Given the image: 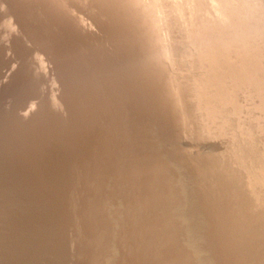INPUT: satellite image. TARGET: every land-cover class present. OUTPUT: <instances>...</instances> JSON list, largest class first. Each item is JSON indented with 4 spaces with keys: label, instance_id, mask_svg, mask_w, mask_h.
Here are the masks:
<instances>
[{
    "label": "rangeland",
    "instance_id": "obj_1",
    "mask_svg": "<svg viewBox=\"0 0 264 264\" xmlns=\"http://www.w3.org/2000/svg\"><path fill=\"white\" fill-rule=\"evenodd\" d=\"M46 1L0 0V68L3 71L0 73V192H3L0 196V199H3L0 200V264H111V258L117 253L132 254V264H144L143 261L152 260L154 251L150 246L155 241L160 244L159 248L162 253L173 249L178 255L179 264H221L222 254L226 250L213 245L211 237L223 236V227L218 231L212 230L213 232H211L209 226L212 225V221L216 219L219 221L226 216V207L214 204L210 211L217 209V212L212 213L205 210L203 199L205 194L201 189L202 183L199 181L198 173L192 171L191 160L184 156L183 152L191 149L201 155L210 154L213 160L225 154L229 158H233L230 156L229 150L226 151L229 132H224L221 137L213 135L200 139L184 132L182 129L184 125L173 122L171 119L174 115L171 101H168L163 107L148 101L149 98L152 100L151 94L148 95L149 98L145 95L148 84L140 81V77L144 80L143 70L140 71V76H137L133 75L130 68L126 70L127 65H125L126 71H119L117 67H113L110 63L112 55L123 54L119 43L108 41L110 28L105 24H97L93 17L83 9L79 10L71 6L72 14L79 21V27L75 34H84L82 38L79 35L75 42L80 45L77 46L70 42L71 38L67 36L68 33L65 30L60 39L64 40L63 55L61 56V53L58 56L52 55L51 50L61 43V41H56V36L62 34V29L59 23H54L50 15L38 7L37 3L42 4ZM163 3L166 5L164 0ZM55 6L56 4H54V8H57ZM131 16L132 19L137 18L138 12H131ZM60 19L64 20V18ZM60 23L64 24L63 21ZM144 25L148 27L146 24ZM149 31L151 34L153 33L150 29ZM86 32L91 35L86 36ZM169 32L171 33L169 37L172 39L183 33L182 28L179 27L171 28ZM40 34H45V36L42 35L36 40V36ZM100 35L103 36L101 40L108 42L107 55L103 58L102 63H99L100 57H97L95 53L96 46L91 42L92 39L95 40ZM118 35L116 34L114 38ZM146 37V39L151 38L150 35ZM130 41L132 42V39ZM145 42L143 40V49L148 47ZM181 43L182 45H177L175 52L180 53L186 47L183 41ZM81 45H88L89 48L85 53L80 54L77 48ZM25 51H29L27 59H23L22 56ZM72 57H75V60L73 64H69L68 72L55 67L56 61L63 63L70 61ZM38 61L46 74V78L41 82L42 95L51 96L61 109L59 120L55 121L56 129L50 130L46 126L47 117L53 111L52 109L44 108L38 114L31 115V112L38 107L37 90L40 89L33 80L30 81L31 71L27 68L34 67ZM100 64H102L101 67ZM9 67L16 69L15 76L4 73ZM23 71L29 72V76L27 75L28 77L25 78L26 73L24 75ZM58 73L63 74V77L59 78ZM17 75L27 81L17 83L19 79ZM124 75H127V78L131 80L133 85L131 88L112 84V81L119 79L123 82L122 76ZM15 77H17L16 85H12L10 82ZM92 80L97 81L96 87L89 90L87 86ZM29 82L33 83L30 85ZM137 84H140V87H137ZM66 85L68 87L65 91ZM242 93L240 92V98L245 111L241 112H243L242 114L246 113V118H242L243 125L244 127L248 126L253 134H256L249 141L247 148L251 146L259 149L264 142V136L257 129L258 124L263 123V120L260 117V123L251 120L253 118L251 116H259V114L257 115V110L250 107L249 100L245 99L246 95L243 93L244 97ZM109 95L112 99L107 109L94 107L91 108V111L78 110L83 101L101 103ZM12 96L14 97L12 98ZM120 98H124L122 102H120ZM189 104L191 105V102ZM109 106L118 108L112 111ZM5 115L7 119L3 118ZM21 115L26 116V119L21 120ZM113 115H117L114 119L120 117L119 123H115L113 120L108 121ZM206 121L207 117L197 115L193 124L195 127H201L205 125ZM77 124H83V127L76 130ZM207 127L204 135L205 133L211 134L215 130L213 125H207ZM8 129L9 131H7ZM235 132L237 133L235 134L236 139H239L238 132ZM175 134H178L175 141L171 143L165 141L166 137ZM123 135L130 138L132 142L130 141L128 144L118 139L116 144L113 143L115 146L111 143L113 137L124 139ZM70 136L74 137L73 143L69 141ZM15 137L16 150L11 151L10 145ZM122 149H124L123 152H126L122 160L116 159L118 163H112L111 160H115L114 155L117 157L116 153H122ZM153 153L160 154L159 157L163 162L161 170L150 169L148 164H143L139 167L140 169L137 168L139 172L135 175L130 176L127 173L134 164L143 160V156H146L149 162ZM12 158L16 159V163L10 165L9 162ZM92 158H96L94 165L91 161ZM207 158L202 157L198 161L201 163V159L206 160ZM178 167L182 168L184 175L178 174ZM4 173L6 177L3 176ZM161 175L169 178L166 195L159 194L156 201L148 207L151 209L149 213L146 210L136 211L137 218L128 227L130 238L125 239L122 231L114 230L115 235L104 240L105 244L110 242L106 245L105 255L98 263L93 261L88 263L86 257L91 253L88 251L82 253L79 248L82 246L86 250L92 246H86L85 242L82 243L79 238L77 239L80 234L78 230H81L78 225L81 211L78 207L85 204L90 205L96 198L100 199L98 208L89 215L93 225L90 228L92 230L95 224L101 226L105 215L113 210L118 211L121 218H125L126 212L129 211L128 203H139L141 198L145 202L144 198H148V195L145 196L142 192L146 180H149L148 184L151 186L149 190L154 195V192L157 191L152 187L156 185L155 183ZM7 176L10 178L8 179ZM95 176L106 181L92 189L90 188L92 185H89L88 182L94 180ZM39 180L41 182L37 184ZM116 182H118L117 188L115 187ZM66 185L71 188L68 187L69 190H66ZM13 186H16V190L19 191L24 201L22 200L16 204V207L11 208L8 203V193ZM125 192L131 193L134 199L124 203L123 207H118L117 200ZM172 195L175 197L168 198ZM64 201H71L74 209L57 214L58 207ZM168 202L172 209L169 213L171 221L162 225L163 214L161 212L169 207ZM175 208L180 215L177 214ZM14 212L16 213L15 223L11 219ZM56 218L63 221L68 227L69 220H73L76 226L74 225V229L71 228L68 231L70 234H66V227L62 222L60 223L61 227L53 224L52 220ZM111 221L108 220L107 223ZM197 222L201 223V226L195 228L194 224ZM56 227H59L58 230L61 231L59 238L53 236L54 231L57 230ZM12 228H16L15 248L12 247L9 236V230H13ZM174 232H177V235L181 233V235L172 242L168 235ZM71 240L74 243L70 250L68 243ZM137 240L144 241V246H138ZM241 251L248 252L242 249ZM232 253L230 252L231 256ZM253 255L251 258L249 257L248 264H259L258 255Z\"/></svg>",
    "mask_w": 264,
    "mask_h": 264
},
{
    "label": "bare ground",
    "instance_id": "obj_2",
    "mask_svg": "<svg viewBox=\"0 0 264 264\" xmlns=\"http://www.w3.org/2000/svg\"><path fill=\"white\" fill-rule=\"evenodd\" d=\"M164 1L166 5H164L163 0H47L42 4H37L41 11L50 15L54 23H59L62 34L56 36V41H61L60 39L65 30H67V36L71 38L70 42L77 46L80 45L75 43L79 35H81L80 38L84 36L82 33L75 34L79 27V21L75 18V15L72 14L71 6L79 10L83 9L87 11V14H90L97 24L107 25L108 28H110L108 41H117L119 47L123 51V54L120 56L116 53L112 55L110 63H112L113 67H117L119 71H126L130 68V70L133 71V75L137 76H140V71L143 70L144 80L140 77V81L142 80L141 83L148 84V90L145 92V95L148 97V95L151 94L153 100L152 101L151 98L148 97V101L155 103L159 107H163L168 101H171V109L174 112L171 119L173 122L183 124L184 127H182V129L184 132L188 133V135L200 139L204 136L213 135L221 137L224 132H229V136H227L228 149L226 151L229 150L230 156L233 158H229L228 155L225 154L213 160V157H211L212 155H201L191 149H187L183 153L184 156L191 160L192 171L198 173L199 181L202 183L201 189H203V193L205 194L203 198L205 210L210 211L214 204H220L226 207V216L219 221H217V219L212 221V225L209 226L211 232L218 231L223 227V236L211 237L213 245L226 250L224 254H222L221 264H248L249 257L251 258L254 256L253 254L258 255L259 264H264V142H262V145L260 144L261 147L259 149H255L251 146L247 148L249 141L256 134H253L248 126L244 127L243 125L242 118H246V113L242 114L245 109L243 108V102L240 98V92L245 93V99L249 100L250 107L257 110V115L259 114V116H251L253 117L251 120L253 122H259V117L263 120V123L259 122L260 124H258L257 130L264 136V0ZM54 4H56L55 7L57 8H54ZM13 10H15V8H13ZM131 12H138L137 18L132 19ZM60 18H64V20ZM61 21H63L64 24H61ZM144 24L149 27L153 32L152 34ZM175 27L182 28L183 33L179 35V37L172 39L169 37V34L171 36L169 30ZM120 29L122 30L119 33ZM116 34L119 35L114 38ZM42 35L43 37L45 36V34H40L36 36V40ZM85 35L90 36L91 34L86 32ZM149 35L151 38L146 39V36ZM101 38H103V36L100 35L98 38H95V40L92 39L91 41L93 42L92 44L96 46L95 53L97 57H100L99 63H102L103 58L107 55L106 47L108 45V42L106 40H101ZM131 39L132 42L130 41ZM143 40L148 44V47L144 49L142 47ZM181 41L186 44V49L184 48L180 53H177L175 51L177 45H182ZM88 48V45H81L77 49L81 54L85 53ZM63 50L64 40H62L55 49H52L51 52L54 56H58L59 53H61L62 56ZM28 55L29 51H25L22 55L24 57L23 59H27ZM74 60L75 57L63 63L56 61L55 67L57 69L62 68V70L64 69L65 71L70 70L68 66L69 64H73ZM26 61H24V63ZM101 65L102 64L99 66L101 67ZM125 65H127L126 70ZM1 69L2 68H0V73L3 72ZM27 69L31 71V77H29L30 81L33 80L35 85L40 89L42 85L41 82L46 78L44 68L40 61H38L34 67L32 66V68L29 67ZM4 73H10L15 76L16 69H14V67H9ZM24 73L26 72L23 71V74ZM28 73H26V75L24 74L25 78L29 76ZM128 73L131 74V72ZM57 75L59 78L63 77L61 73ZM17 77L10 82L12 85H16ZM127 77V75H124L122 76L123 82L119 79L118 81H112V84H120L123 87L131 88L133 85L131 80ZM25 78H19L17 83L26 80ZM96 82V80H92L90 83L88 82L87 88H89V90L90 88L94 89L96 87ZM136 86L140 87V84ZM67 87L66 85L65 91ZM37 95L39 96L38 107L31 112V115L38 114L40 111H43L44 108L52 109L53 111L49 113L46 123V126L51 130L55 128V121L59 120L58 116L61 114V109L57 106L56 100L52 99L51 96L45 94L43 96L41 89L37 90ZM13 97L14 96H12V98ZM6 98L8 99V97ZM111 99V95H109L104 102L101 103H93L86 100L79 105L78 110L83 109L91 111V108L94 107L107 109ZM123 99L124 98H120V102H122ZM189 102H191V105ZM117 108V106H109V109L112 111H115ZM242 110L243 112H241ZM254 112L256 113V111ZM197 115H204L207 117L205 125L201 127L194 126L193 121H195ZM116 116L117 115H113L108 121L113 120V122L119 123L120 117L114 119ZM3 118L7 119V116L5 115ZM20 118L24 120L26 116L21 115ZM207 125H213L215 130H213L211 134L205 133L204 135L205 129L208 128ZM75 127L76 130H78L83 127V124H77ZM7 131H9V129ZM30 131L33 130L30 129ZM235 131L238 132L239 139H236L235 134L237 133ZM124 137V139L113 137L111 143L116 144L118 139H120L123 140L124 143L129 144L131 139L126 136ZM177 137L178 134L170 135L165 138V141L171 143L175 141ZM69 141L73 143L74 137L70 136ZM10 148L11 151L16 150V137L12 141ZM123 151L124 149L121 150L122 153H116L117 157L114 155L115 160H111L112 163H118L116 159L122 160V157L126 154V152ZM159 155V153H153L150 156L151 160L149 162L146 156H143V160L138 164H134L127 173L130 176L135 175L139 172L137 168L143 164H148L150 169L161 170L163 162ZM13 157L16 158V156ZM202 157L208 158L206 160L201 159L200 163L198 159ZM14 158L10 160V165L16 163V159ZM91 161L93 165L96 164V158H92ZM177 172L179 175H184V171L181 167H178ZM3 176H5V173ZM10 176H7L8 179ZM97 176L100 177L99 175ZM162 176L163 175L159 176L158 181L155 183L156 185L152 187L157 191L154 192V195H152L149 190L151 188L148 184L149 180H146L142 192L145 196L148 195V198H144L145 202H143L141 198L139 203H135L136 205L128 203L129 205L127 207L129 211L126 212L127 215H125V218H121L119 212L113 210V212H108L105 215L104 224L102 223L101 226L95 224L93 230L90 229L93 225L91 224L89 215L93 210L98 208L100 199L96 198L90 205L85 204L78 207L79 211H81L78 222L81 230H78L80 234L77 239L79 238L82 243L85 242L86 246H92V248L89 247V249L86 250L82 246L79 248V251L82 253L86 251L91 253L90 256L86 257L88 263L91 261L98 263L102 256L105 255L107 252L106 245L110 242L105 244L104 240L107 237L114 236V230L122 231V235L125 239L130 238L128 227L136 220V211L146 210L149 213L151 209L148 207L156 201L160 196L159 194L166 195L168 192L169 178H165V176L162 178ZM98 177L95 176L94 180H89V185H92L90 188L94 189L96 185L106 181ZM40 182L39 180L37 184ZM68 187L70 186L66 185L65 189L69 190ZM115 187H118V182H116ZM1 193L3 192H0V196L2 195ZM169 197L174 198L175 195L168 196V198ZM131 199H134L132 194L125 192L121 198L117 200L118 207H123L124 203H127V201ZM22 200L24 201L19 191L16 190V186H13V188L11 187L8 193L9 206H11V208L16 207V204L22 202ZM61 204L62 205L58 207L57 211L55 210L57 214L74 209L71 201H64L61 202ZM168 206L169 207L161 212V214H163L161 218L162 225L168 224L171 221L169 217L171 209L169 202ZM175 210L177 214L180 215L176 208ZM214 211L217 212V209ZM214 211L210 212L215 213ZM119 218L121 219L119 220ZM11 219L12 222H16L15 212L12 213ZM108 220L112 221L107 223ZM52 221L53 224L59 225L60 227L62 226L60 225L62 222L63 226L66 227V229L63 227L67 232L66 234H70L68 231L71 228L74 229L75 224L73 220H69V227L57 218ZM13 226H16V224H13ZM200 226L201 223L199 222L194 224L195 228ZM56 228L57 230L54 231L53 236L59 238L61 236V231L58 230L59 227ZM9 231V236L11 237L10 242L12 247L15 248L16 228ZM180 235L181 233L177 235V232H174L169 234L168 238L173 242L178 239ZM73 243V240L68 243V248L70 250ZM137 245L144 246V241L137 240ZM150 247H152L154 255L152 260L143 261L144 264L180 263L178 261V255L173 249H168V251L162 253L159 248L160 244L157 241L153 242ZM241 249L248 252H242ZM230 252H233L232 256ZM127 254L129 253L115 254L111 258V264H132V254Z\"/></svg>",
    "mask_w": 264,
    "mask_h": 264
}]
</instances>
